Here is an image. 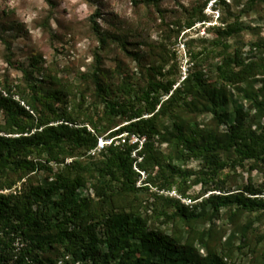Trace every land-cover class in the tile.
Here are the masks:
<instances>
[{"label": "trees", "instance_id": "1", "mask_svg": "<svg viewBox=\"0 0 264 264\" xmlns=\"http://www.w3.org/2000/svg\"><path fill=\"white\" fill-rule=\"evenodd\" d=\"M210 1L205 0V6ZM145 2L156 4L157 0ZM195 23L189 21L186 29ZM92 29L105 46L107 41L95 21ZM225 63L218 70L232 83L264 77V58L249 64L235 62L237 72L231 71L233 61ZM193 81L187 77L183 86L174 88L173 83L150 80L135 93L122 85L118 91L139 106L107 102L105 117L109 121L105 124L91 118L81 121L67 108H59L57 103L65 95L61 90L44 94L28 85L27 98L19 100L0 90V264H232V252L220 254L211 247V231L194 232V227L208 213L264 212L261 190L223 192L217 186L211 189L208 178L216 177L230 162L236 166L252 161L264 166V122L253 130L241 112L229 121L221 91L202 84L196 75ZM93 85L105 102L113 97L102 84L99 70ZM183 94L206 98L207 111L219 124L228 125L227 141L212 130L180 122H174L172 133L159 128L163 115L177 109ZM253 103L264 121V99L254 98ZM112 117L122 123L112 126ZM106 134L112 142L99 149V140ZM124 134L125 143L117 144ZM133 136L139 142H131ZM164 143L175 147L178 159L200 160L206 169L196 182L204 189L202 197L191 200L192 204L183 203L187 196L182 189L190 174L165 162ZM42 172L46 173L44 179L39 175ZM142 175L146 178L141 186ZM176 177L182 179L176 189L180 198L160 194L173 190ZM85 188L92 192L82 197L79 191ZM151 188L156 189L151 193L152 213L173 224V235L152 228L143 217L147 203L139 195ZM183 228L188 231L186 238ZM193 233H198L197 239L191 238ZM247 239L244 234L243 245ZM16 242L22 247L17 248ZM196 243L206 250L203 257ZM257 264H264V259Z\"/></svg>", "mask_w": 264, "mask_h": 264}, {"label": "rangeland", "instance_id": "2", "mask_svg": "<svg viewBox=\"0 0 264 264\" xmlns=\"http://www.w3.org/2000/svg\"><path fill=\"white\" fill-rule=\"evenodd\" d=\"M204 6L205 0H157L156 4L145 0H0V90L16 100L27 98L28 85H35L44 94L61 90L65 95L63 102L57 103L59 108H67L81 121L91 118L105 124L109 121L105 117L107 102L137 105L124 98L118 91L120 86H128L135 93L155 80L173 83L176 88L183 86L187 77L195 82L196 75L202 84L221 91L229 121L241 112L247 124L257 130L264 121L253 99H264V77L236 84L223 79L218 68L233 61L231 71L237 72L235 62L249 64L264 58V0H225L223 4L211 0ZM201 14L205 18L199 22ZM93 21L107 41L105 46L92 29ZM189 21H196L192 29H186ZM98 70L102 84L112 92L113 97H107L106 102L93 85ZM206 105L204 97L183 94L177 109L163 115L159 128L172 133L174 122H180L212 130L227 141L228 125L219 124ZM121 123V119L112 117V126ZM107 136L100 139L104 144L111 141ZM121 137L127 138L126 134ZM130 141L134 142L133 137ZM161 151L166 163L190 174L188 183L182 186L187 196L183 203H194L191 200L204 190L196 184L206 173L201 161L178 159L175 147L169 143H164ZM39 175L41 179L46 177L44 172ZM145 178L142 175L138 184L142 186ZM208 178L211 189L217 186L223 192L236 193L257 188L264 194V166L252 161L236 166L230 162L216 177ZM176 182L171 192L160 194L180 198L176 189L182 179L176 177ZM87 192L92 191H79L82 197ZM153 192L156 189L151 188L139 195L147 203L143 217L152 228L173 235V224L152 213ZM194 230L211 231V247L220 254L232 252V264H257L264 259V212L208 213ZM181 231L186 238L187 229ZM197 234H191V238L197 239ZM244 234L248 235L245 245L241 242ZM15 246L22 247L18 242ZM196 246L203 257L206 250L199 243Z\"/></svg>", "mask_w": 264, "mask_h": 264}, {"label": "built area", "instance_id": "3", "mask_svg": "<svg viewBox=\"0 0 264 264\" xmlns=\"http://www.w3.org/2000/svg\"><path fill=\"white\" fill-rule=\"evenodd\" d=\"M133 139H134V142L133 143L139 142V139L137 137L133 136ZM125 141H126V139L122 137L121 138V142L120 143H117V144H124ZM111 142L112 141L108 142L107 144H104L103 143V140H100L99 149H103L105 145H109V144H111ZM141 143H142V141H141ZM59 264H65V262L64 261H60ZM76 264H82V263L77 262Z\"/></svg>", "mask_w": 264, "mask_h": 264}]
</instances>
